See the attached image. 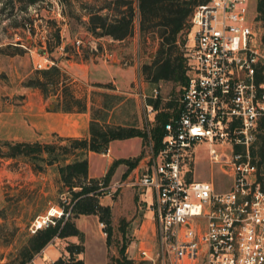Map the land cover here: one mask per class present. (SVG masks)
I'll list each match as a JSON object with an SVG mask.
<instances>
[{"label":"built area","instance_id":"obj_1","mask_svg":"<svg viewBox=\"0 0 264 264\" xmlns=\"http://www.w3.org/2000/svg\"><path fill=\"white\" fill-rule=\"evenodd\" d=\"M253 11L252 0L193 6L189 73L158 147L149 129L157 109L144 103L147 140L128 182L140 189L139 205L155 227L156 253L143 241L137 246L152 264H264V165L256 152L264 134V50ZM52 63L45 57L35 66ZM200 141L207 144L208 179L196 178L191 166ZM214 171L228 178L227 188H217ZM61 212L50 207L37 215L29 232Z\"/></svg>","mask_w":264,"mask_h":264},{"label":"rangeland","instance_id":"obj_2","mask_svg":"<svg viewBox=\"0 0 264 264\" xmlns=\"http://www.w3.org/2000/svg\"><path fill=\"white\" fill-rule=\"evenodd\" d=\"M109 1L112 0H35L32 3H28V0H0V100L8 98L7 110L13 123L11 131H17L23 137L38 136L37 140L41 141L55 139L53 132L61 134L58 131L61 124L55 112H52L50 129L48 126H31L24 112L25 102H21L17 94L30 90L32 99L40 95L23 85L29 78L37 75L38 68L35 64L44 61L45 57L59 62L72 90V83L79 79L84 87L85 94L82 97L89 94L95 102V105H91V112L94 111L98 116L105 115L109 122L133 124L146 131L144 103L149 97L155 98V93L160 96L161 106L168 101L172 102L167 108L168 118L176 112L174 106L178 105V98L184 86L182 82L169 79L151 83L143 72V65L151 63L155 56L158 38L152 33L145 36L140 34L137 0H132L135 7L133 32L127 37L115 39L109 35L95 36L88 31L89 12L97 10L100 5ZM255 4L256 0H252L254 15ZM253 28L264 50V26L254 18ZM57 30L63 44L62 49L55 46ZM76 38L81 39L79 47L76 46ZM189 42V33L186 30L180 35L176 50V53H182L187 67L186 75L189 73V61L185 53ZM48 48L51 50L48 51ZM89 85L95 87H90L91 90L85 89ZM49 90L51 93L48 95L46 108L59 109V94L53 93L50 88ZM103 102L106 103L105 107L98 108ZM158 110L151 114L150 126L155 122ZM3 140L5 138H0V144ZM141 140L144 153L145 141L143 138ZM137 144L138 138L114 143L116 148V145H119L117 153L121 155L136 152ZM132 156L129 155V158ZM23 159L0 156V264H20L19 248L31 234L28 228L31 221L50 208L49 200L54 203L56 199L67 195L57 192L53 169L43 175L39 174L38 177L22 173L19 166H22ZM139 161L140 159L136 162L137 165L131 168L121 163L124 170L112 174L105 193L100 194V200L110 203L112 207L110 242L106 241L104 225H100L97 214H80L74 221L77 219L80 229L84 232L82 241L74 235L57 243V246L65 249V258L72 254L86 260L88 264H111L121 249L123 254L134 259V264H138L144 260L137 252L140 241L156 253L158 244L154 224L148 222L149 215H144L139 208L140 189L128 182L138 171ZM99 164V158L91 156L92 172H102ZM191 166L196 178H210L206 142L196 143ZM107 168L108 166L105 170ZM214 178L218 182V189L228 187V178L220 172L214 171ZM69 243L82 244V251L70 253L66 249ZM47 260L46 258L43 260L45 262L40 259L36 261L38 264H44ZM37 262L34 263L31 259L24 264Z\"/></svg>","mask_w":264,"mask_h":264},{"label":"trees","instance_id":"obj_3","mask_svg":"<svg viewBox=\"0 0 264 264\" xmlns=\"http://www.w3.org/2000/svg\"><path fill=\"white\" fill-rule=\"evenodd\" d=\"M35 0H28L32 3ZM206 0H137L138 27L140 34H155L158 38V47L151 63L143 65V72L151 83L160 80H180L185 84L186 64L182 53H176L180 35L189 28V17L193 6ZM105 9V10H104ZM104 10V11H102ZM255 19L264 26V0H256ZM135 7L132 0H112L89 12L87 29L95 36L109 35L115 39H123L133 32ZM56 43L60 42L59 31L56 32ZM50 51L51 49H47ZM61 67L54 60L50 66L37 69V75L29 78L24 85L38 87L46 98L51 93L59 94L60 106L63 111H83L87 108L86 98L77 96L68 85ZM147 102L159 109L155 115V122L149 127L150 137L155 147H158L164 133V123L168 120L167 111L172 102L161 106L160 96L149 97ZM103 102L101 107L104 108ZM178 108L177 106H174ZM91 110L93 107H90ZM145 130V129H144ZM55 139L49 141L33 140H3L0 144V156L6 158H24L33 171H45L50 165L56 164L59 175L57 192L66 193L64 197L54 202L62 212L53 215L54 223L37 229L28 235L26 242L19 248L20 264L30 261L54 237L68 235L78 236L82 241L84 232L77 227L74 218L80 214H97L103 222L106 232V241L110 242L112 234V210L110 204L102 203L101 192L105 193L104 186L120 163L133 167L143 154L114 159L108 166L105 174L100 177L88 176V151L106 152L109 142L113 139H122L140 136L146 142L147 132L140 130L133 124H120L107 121L105 115L98 116L91 112L88 126V136H66L53 132ZM256 152L260 162L264 165V134H259ZM103 186V188H100ZM75 248V250L73 249ZM66 249L70 253L80 252L82 244L69 243ZM85 264L84 260L74 255L58 257L49 264ZM111 264H134V259L127 257L119 249V255L114 257ZM138 264H151L144 259Z\"/></svg>","mask_w":264,"mask_h":264},{"label":"crops","instance_id":"obj_4","mask_svg":"<svg viewBox=\"0 0 264 264\" xmlns=\"http://www.w3.org/2000/svg\"><path fill=\"white\" fill-rule=\"evenodd\" d=\"M57 64L59 65V62L57 61ZM60 66V65H59ZM75 78H73V81ZM21 82V81H20ZM19 82V83H20ZM23 85V83H22ZM24 87H28L30 89H33L32 92L34 93H40L35 99H32L30 97V90L29 92L23 91V92H17V94L20 97L21 102H25L23 104L24 112L27 114V117L29 121L31 122V126H34L36 128L43 126V128H46V126L51 128L52 124V112H55L58 114V120L60 121L61 127L58 129V131L61 133V135H66V136H88V126H89V121L91 119V105H95V102L92 100L89 94H86V103H87V108L83 111H63L57 108H46L47 104V98L44 97L43 94L41 93L40 89L35 86H27L23 85ZM73 87V92L77 96H83L84 93V87H82L81 83L78 81L72 83ZM90 87H95L92 85H89L85 87L87 90H91ZM106 89H108L106 87ZM83 90V91H82ZM113 90V89H112ZM42 96V97H41ZM92 100V101H91ZM100 105V104H99ZM9 107L8 103V98H5L4 100H0V138H5L7 140H19V141H33L37 140L38 136L35 137H23L21 136L17 131L13 132L11 131L12 124L10 121V115H9V110H7ZM108 121V120H107ZM132 138H138V144H137V150L136 152L129 154V155H137L141 151L142 147V140L140 136H132L128 138H122V139H113L109 142V146L106 152H95V151H88V176H101L105 174L106 170L105 167L109 166L111 162L120 157H129V155H121L118 154L117 151H119V145H116L117 148L115 147L114 143L116 142H123L126 139H132ZM93 154V155H92ZM91 156H97L100 160L99 164V169H101L102 172L100 173H95L92 172L91 170ZM107 156V157H105ZM16 160V158H15ZM137 165V164H136ZM124 166L123 164H118L113 172V175L116 174L119 170L122 171ZM19 169H22V173H28L30 175L38 177L39 174H45L46 171H49L50 169H53L54 176H55V185L58 188L59 185V175L56 169V164L50 165L46 168L45 171H39L35 172L32 170L30 164L26 161H22V166H19ZM115 173V174H114ZM102 199V198H101ZM50 204V207H57L55 203H51V200L48 201ZM102 203H104L101 200ZM105 204H110V203H105ZM48 206V207H49ZM111 206V204H110ZM140 210L143 211L144 215H149V212L139 206ZM112 209V207H111ZM148 213V214H147ZM82 215V214H81ZM148 222L151 223L150 220V215L147 218ZM75 224L77 225L78 228H80L78 221L76 219ZM143 225V224H142ZM74 235H68L65 237H54L49 243H47L40 251L39 253L32 258V262H37V259H40V261H43L44 259H48L46 263L44 264H49L52 262L54 259L62 256L64 257L65 249L61 246H57V243L59 240L72 237ZM85 264H88V262L85 260ZM38 264V262L36 263Z\"/></svg>","mask_w":264,"mask_h":264}]
</instances>
